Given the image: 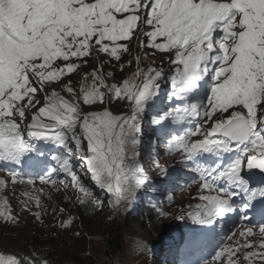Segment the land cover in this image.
Instances as JSON below:
<instances>
[{"label": "snow or ice", "instance_id": "snow-or-ice-1", "mask_svg": "<svg viewBox=\"0 0 264 264\" xmlns=\"http://www.w3.org/2000/svg\"><path fill=\"white\" fill-rule=\"evenodd\" d=\"M137 32L148 38L137 36L138 46L151 52L133 55ZM123 53L136 70L106 83L113 73L104 74L101 54L120 61ZM149 55L160 65L142 68ZM89 57L99 66L85 74L78 96L61 78L79 75ZM55 82L69 98L45 91ZM113 103L128 111L115 114ZM146 122L191 169L183 174L199 193L187 212L193 224L214 226L230 213L251 224L256 209L261 217L197 264H264V240L248 239L264 237V0H0V170L12 184L31 186L20 194L23 210L34 202L39 219L37 182L66 181L85 208L127 209L150 186L140 163ZM174 125L187 127L179 134ZM10 211L0 202V217L14 223ZM74 219L56 226L67 230ZM0 264L50 261L0 251Z\"/></svg>", "mask_w": 264, "mask_h": 264}, {"label": "rangeland", "instance_id": "rangeland-1", "mask_svg": "<svg viewBox=\"0 0 264 264\" xmlns=\"http://www.w3.org/2000/svg\"><path fill=\"white\" fill-rule=\"evenodd\" d=\"M137 36L141 39L145 37L139 32L133 35L128 44L133 55H138L141 51L151 52L150 49H141L138 46ZM120 43L126 42L121 41ZM130 59L127 53L121 54L120 61L101 54L100 60L104 61V74L113 73V77L107 79L106 83H121L124 78L130 76L136 70L135 61L128 65ZM153 61L156 66L160 65L159 56L149 55L142 62L141 67L147 69ZM121 64L125 65L123 72L120 71ZM98 66L99 61L89 57L88 64L82 66L79 75L71 73L68 77L61 79L65 83L70 79L79 96L81 81L85 74ZM53 89L65 98H69L59 82H55L53 88H46L45 91L51 92ZM83 107L87 110L91 106ZM110 108L115 114L128 111L127 104L121 105L120 111H117V106L114 104ZM155 127L148 122L145 123L143 143L140 148V163L150 177V186L141 190L138 198L125 210L117 211L105 204L103 208L84 207L81 212V205L76 201L69 181L55 187L36 184L37 187L42 188L41 200L45 209L37 219L34 213L40 212L41 209L37 208L34 202L30 204L28 211L23 210L20 203L21 199H24L20 194L30 191L31 186L14 185L10 177L0 172V180L6 181V187H0V202L7 200L10 204L9 207L7 204V208L11 210L10 214L17 217L14 223L0 217V251L6 254L27 255L35 249L47 246L66 262L71 263L73 256L78 252L94 253L98 258L97 244L101 246L104 239L120 231L125 236V248H127L124 253L118 255L114 264H187V262L181 263L182 248L187 244L191 235L210 232L212 227L193 224L192 220L187 218V212L191 210L189 205L200 202L194 199L199 195L197 186L187 181L189 175L183 174L187 173V169L183 163L177 161L176 157L179 154L172 156L166 153L165 145L159 142V134L154 131ZM157 164L160 167H157ZM162 168L168 170L167 174L161 171ZM76 171H80L78 166ZM85 180L95 191H99L95 189L90 180L87 178ZM65 197H68V200H65ZM147 202H151L155 207L154 217H148L142 225L135 220V215L139 213V208L144 207ZM53 208H64L65 213L63 215L59 211L53 213ZM162 212L168 215L162 216ZM68 215L75 217L72 226L67 230L57 227L60 219H66ZM181 215L185 218L179 219ZM215 226L221 227V221L216 222ZM243 229L242 226L229 227L227 228L228 233L225 232L226 234L220 239L225 240V236L231 231L236 232V237H233L236 239ZM248 239L254 242L256 238L253 236ZM261 240H264V237H260ZM225 243L230 244L231 241L225 240ZM197 261L193 264H197Z\"/></svg>", "mask_w": 264, "mask_h": 264}, {"label": "trees", "instance_id": "trees-1", "mask_svg": "<svg viewBox=\"0 0 264 264\" xmlns=\"http://www.w3.org/2000/svg\"><path fill=\"white\" fill-rule=\"evenodd\" d=\"M124 239L125 236L120 231L114 232L110 238L104 239L101 246L97 244L98 258L94 253L78 252L73 256L71 263L66 262L47 246L35 252L48 259L50 264H114L118 255L124 253L127 248Z\"/></svg>", "mask_w": 264, "mask_h": 264}]
</instances>
